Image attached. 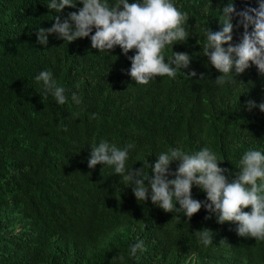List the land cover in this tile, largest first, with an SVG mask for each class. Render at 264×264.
Listing matches in <instances>:
<instances>
[{
	"label": "trees",
	"instance_id": "obj_1",
	"mask_svg": "<svg viewBox=\"0 0 264 264\" xmlns=\"http://www.w3.org/2000/svg\"><path fill=\"white\" fill-rule=\"evenodd\" d=\"M50 3L0 0V264H264V241L238 236L237 224H220L203 207L188 220L164 212L150 197L137 202L113 167H88L91 145L101 140L133 145L126 169L145 167L146 174L162 152L194 154L207 146L223 161L229 181L247 151L264 153V112L258 107L264 75L252 65L218 85L221 73L202 52L205 30H221L219 9L228 0H172L188 13L190 35L167 46L164 55L187 53L190 65L174 79L157 77L147 85L127 74L135 50L126 56L116 46L99 53L90 38L68 43L56 34L40 45L39 28L82 7L55 13ZM233 3L238 12L258 7L257 0ZM242 32L234 27L233 44ZM45 70L65 89V104L35 79ZM248 101L256 107L249 110ZM192 197L206 201L195 185ZM202 229L211 231L212 244L198 240ZM140 241L142 249L132 256Z\"/></svg>",
	"mask_w": 264,
	"mask_h": 264
},
{
	"label": "clouds",
	"instance_id": "obj_2",
	"mask_svg": "<svg viewBox=\"0 0 264 264\" xmlns=\"http://www.w3.org/2000/svg\"><path fill=\"white\" fill-rule=\"evenodd\" d=\"M77 3L82 7L70 12L63 22L56 15L52 27L38 29L40 45L46 46L49 35L56 34L68 43L90 38L91 48L99 53H110L116 46L126 56L135 50L129 57L131 67L127 74L139 85H147L157 77L174 79L178 71L189 67L191 57L187 53L173 51L167 59L164 55L167 46L186 42L190 35L185 27L189 21L188 13L178 9L172 0H135L132 3L117 0L112 5L108 0H51L47 8L62 13L66 7L76 8ZM257 4L258 7H247L238 12L233 0H228L222 9L218 8L221 30L212 31L208 27L205 30L202 52L210 65L221 73L215 80L218 85L231 82L235 75L243 74L252 65L264 75V0H257ZM203 12L207 14L208 8L205 7ZM234 19L237 20L235 26ZM234 27L243 28L240 40L235 44ZM196 75L195 71L189 73L190 77ZM35 79L43 82L45 93H51L59 105L67 102L65 89L57 85L50 71H41ZM72 100L80 103L75 94ZM247 106L249 110L256 107L253 101H248ZM258 107L264 112V103ZM132 147L118 148L105 140L98 144L94 142L88 167L93 169L98 164L113 167L115 174L132 188L137 202H145L150 197L151 203L164 212L183 213L188 220L203 207L216 216L218 223L237 224L238 236L264 241V153L247 151L239 162L235 179L229 181L225 175L228 170L220 166L223 161L207 146L194 154L178 148L162 152L157 155L154 165H150V174L145 173V167L126 169ZM174 162H178L177 167L171 171ZM194 185L206 193L205 202L193 199ZM249 207L250 212L244 211ZM210 233L208 229L197 231V238L204 246L213 243ZM142 247L143 242H137L131 247L130 254L135 256ZM120 259L123 260V256Z\"/></svg>",
	"mask_w": 264,
	"mask_h": 264
}]
</instances>
